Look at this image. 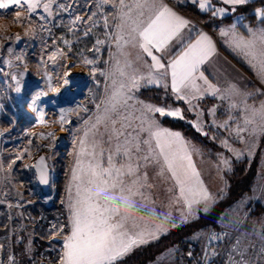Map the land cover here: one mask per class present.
<instances>
[{"label":"rangeland","instance_id":"374dc122","mask_svg":"<svg viewBox=\"0 0 264 264\" xmlns=\"http://www.w3.org/2000/svg\"><path fill=\"white\" fill-rule=\"evenodd\" d=\"M85 1L56 0L52 5L53 14L51 16H47V13H44L42 9H38L37 14L31 18H29V13L25 7H21L16 11L13 8L0 10V117L6 114L7 104L13 103L35 120L34 124L29 127L30 129H26L23 134L19 133L20 135H16L15 138L9 132L0 130V162L3 163L5 169L4 172H0V205L5 206L3 207L5 210L1 209L0 211V218H4L6 213L8 227V233L0 237V264H20L19 259H13L12 255L13 240L16 238L20 246L19 254L24 259V263L56 264L55 262L57 261L50 257L47 249V247L51 248V246H44L41 243L44 228L48 226V231L55 236V239H59L58 237L60 239L65 238L69 230L68 198L69 189H71L72 195L75 194L72 170L75 167L76 156L79 152L78 141L84 135L86 122L93 121L97 113L96 105L100 102L99 98L104 95L105 85H111V80L99 73L109 71L110 66L115 63L113 57L117 55L116 42L110 36L115 30L113 28L104 30L99 19L86 20ZM92 2L96 4L97 0H92ZM60 4L65 5V7L59 9L57 6ZM10 14L15 22L8 16ZM40 15L47 16V19H40ZM240 15L244 19L245 15ZM77 16L82 17V21L73 25L71 22ZM83 21H88V23ZM92 21L97 22L95 26H92ZM90 26L91 31L88 32V35H85V31H88ZM106 34L109 35L106 36ZM213 34L215 37L218 36L217 32H213ZM16 35L22 37L23 41L20 47L15 45ZM97 39L105 41L104 44L98 46V51L94 50L97 47ZM65 40L69 42L68 45L64 44ZM8 46L13 47L11 54L7 52ZM57 48L63 49L66 56L63 59H58L53 64L52 61L48 60V56ZM105 53H107L106 59ZM17 55H20L22 60H16L15 57ZM31 59L36 60V66L33 65ZM87 60H92L94 63L87 65L85 63ZM4 61H11V66ZM243 63L252 70L260 82L264 83V80L260 78L257 71L250 66L247 60H244ZM93 68H95V73H93ZM71 70L78 71L82 76L70 77L68 74ZM45 73H47V77H51V87L57 91L50 90ZM21 74H23V88L21 91L22 97L19 99L14 93L16 83L11 77L15 75L20 78ZM66 76L71 83L68 86L69 93L64 92L66 86L63 80ZM41 91L47 92V95L41 96L37 104L32 106V97ZM132 94L134 99L129 102L130 107L125 112L129 120L133 122V128H135L138 126L139 121L134 120L133 117L141 114L140 102L143 104L150 103L141 99L140 95L138 96L135 91ZM236 100L235 104L239 103L238 106L240 107L236 106L235 109L229 107L232 101L222 98L217 101L215 106L206 102L207 106H213L207 112L211 118V125L214 126L218 135H213L209 142L211 143V153L215 158L210 157L208 154L202 156L199 152L202 150L199 147L181 136L190 145L189 147L191 148L189 150L196 169L200 173V179L211 194L212 199L207 204V210L216 205L219 195L225 192L227 187L226 172L231 170L233 163L245 159H249L251 163L253 161L257 162L256 182L250 191L251 193L242 196L221 211L218 227L207 228V224H205L191 235H186L183 245H179L180 247L176 245L166 249L152 260L149 259L146 264H193L185 258L184 246L186 247L189 243L205 246L208 234L213 228H219L226 233L228 238L226 253H234L236 242L239 239L241 246L245 249L249 264H264V135L250 138L248 132L243 130L244 120L248 114L245 110L246 105L259 107L260 103L264 101V97L262 94L260 96L256 91L252 94L249 101L240 102V98ZM219 112L223 116L220 119L215 117ZM124 114L122 112L121 117H117V120H121ZM156 114L158 113H152L151 115L159 122ZM61 115L64 117L63 124L60 122ZM174 120H182L186 124L194 126L196 130L199 128L197 131L204 136L207 135L205 126L202 124L203 120L193 122V120L186 117ZM115 127L119 129L120 124L117 123ZM238 127L241 129L240 137L242 139H237L236 130ZM125 132L132 133L133 129L126 128ZM49 133L53 135L48 136ZM98 133L97 139L100 142V146L97 151L100 148L103 149V160L106 167L109 150H114L116 140H109V131L106 130L103 124L99 125ZM28 134L30 138L27 140L26 136ZM143 136H147V134L141 133V137ZM123 139L124 137L121 136L120 141L122 142ZM213 140L216 144L213 143ZM253 140L255 147H252ZM14 141L19 142L16 143L19 147L15 151L6 152L7 146ZM224 141H227V147L224 145ZM25 148L30 149L31 155L25 154L22 160L16 161L10 171L7 170L11 160L21 154ZM249 148H251V151H249ZM40 152L46 155L51 167V188L49 193L43 192L37 185L33 167H31L35 157ZM236 153H240L239 158ZM143 154V151L141 153L134 152V160H138ZM225 158L229 161L227 166L222 163ZM114 160L117 166L123 162L118 156H114ZM142 163L144 165V162ZM140 165L142 168L143 165L141 163ZM151 166L153 167L152 164ZM157 170L155 168V174ZM59 176L66 177V184H64L66 193L65 195L61 194L59 197L65 208V216L62 215L63 225L61 226H59L57 221L61 215H58L55 210L59 202L55 186ZM159 180V185H162L163 191L172 185H169V180L167 182L162 178H159ZM159 185L156 183L155 188V193H158V195L153 192V187L150 188L149 201L151 206L153 200L155 202L158 199L163 203V200L168 198ZM41 205H45L50 209L54 213L55 219L49 220L47 218V220L42 222V218L46 219L48 214L44 213ZM258 205L260 206L259 209ZM161 208H163L161 211L169 213L172 211L173 205H163ZM181 208V206L177 205L178 210L175 212L177 215ZM33 209L42 213L41 219L36 215H32L31 210ZM200 211H205L204 205L194 206L192 214L186 217L185 224L196 219ZM133 215L137 227H144L145 225L139 220L141 219V213L136 211ZM161 217L163 220V216ZM172 217L175 219L176 224H184L180 218L176 219L177 216L172 215ZM157 222L159 221H156V224H158ZM149 224L153 226L154 221H152V218ZM171 229L169 222L166 225V231L162 232L158 239L168 234ZM58 230L61 233H58ZM52 239L54 238H51L50 241ZM158 239H152L149 243ZM142 245L144 244L136 245L133 249ZM252 247L257 250H252ZM7 248L11 251L10 255L7 254ZM11 255L12 259L10 260ZM237 257L239 259V256Z\"/></svg>","mask_w":264,"mask_h":264},{"label":"snow or ice","instance_id":"6c2138e0","mask_svg":"<svg viewBox=\"0 0 264 264\" xmlns=\"http://www.w3.org/2000/svg\"><path fill=\"white\" fill-rule=\"evenodd\" d=\"M55 2L56 0H0V10L13 8L16 11L25 7L31 18L37 14L38 9H42L47 16H51L52 5ZM109 2L110 0H97L95 6L99 10ZM221 2L224 5H231L232 10L235 11V6L246 5L249 0H221ZM193 3L198 4L201 11H210L213 16L225 13V8L213 7L211 0H193ZM57 7L63 9L65 5L60 4ZM254 11L259 26L248 27V35L238 32L235 24L228 29H221L219 35L226 38V43L240 52L264 80V6ZM96 15V12H92L89 20ZM47 16L40 15L39 18L43 20L47 19ZM114 19H117L116 31L110 36L116 42L117 55L113 57L115 63L110 66L109 71L99 73L108 77L111 85H105L104 95L99 98L100 102L96 105L97 113L93 121L86 122L84 135L78 141L79 152L72 170L75 194L72 195L69 189L68 198L70 234L64 240L59 264H118L134 246L158 239L159 235L166 231L169 222L171 227H177L170 212L166 213L163 220L155 226L137 227L133 215L139 210L136 197H139L141 202L147 201L149 196L144 189L153 185L149 183L148 172L146 170L140 172L141 165L138 160H134V152H144L139 159L143 160L145 169L152 164L158 169L156 172L158 178L164 179L165 182L170 179L173 182L167 189L172 194L169 206L173 202L182 205L180 212L182 223H185L186 217L192 214L194 206L204 205V210L207 211V204L212 197L200 179V173L193 162L187 142L179 132L161 127L151 115L158 113L160 116L183 119L182 111L179 108L158 107L140 102L141 114L133 117L134 120L139 121V124L133 128V122L129 120L125 110L130 107L129 102L134 99L132 93L141 86V81L160 85L170 76L171 91L178 99L186 100L188 103H191L190 98H200L202 89L197 81H203L205 94L216 95L223 92L222 99L242 94L235 84L229 83L226 88L220 89L210 83L201 68L216 54L213 39L201 32L194 42L189 41L185 44L182 33L189 26L190 21L168 7L162 0H133L131 4L119 0V16ZM80 21L82 17L77 16L71 23L75 25ZM83 22L88 23V21ZM96 23L92 21V26ZM104 26L109 27L107 16L104 17ZM89 31L91 26L85 31V35H88ZM20 40L21 37L16 35L15 42L18 43ZM173 42L182 45L175 54H172ZM68 43L64 41L65 45ZM104 43V40L97 39V47L94 50L98 51V46ZM129 49L137 50L135 67L130 59L132 53ZM7 52L11 54L13 47L8 46ZM155 53L162 55L158 56ZM164 54L171 56L167 63L163 62ZM65 56L64 50L57 48L51 52L48 60L55 64L58 59H63ZM145 56L150 57V63L143 58ZM15 59L22 60V57L17 55ZM4 62L11 66V61ZM85 63L92 65L94 62L87 60ZM145 69L146 74L142 75L141 72ZM45 75L47 77V73ZM22 76L23 74L20 78L15 75L11 77L16 83L14 89L16 93L22 91ZM47 79L50 90L57 91L51 87V77ZM63 83L65 86L70 84L67 76ZM163 86L167 89L169 85L163 83ZM46 95L47 92L44 91L36 93L31 100L32 106L37 104L41 96ZM244 95L251 96L252 93ZM245 110L248 114L244 120L243 130L248 132L250 138L264 135V101L259 107L246 105ZM122 112L125 114L118 121L117 117H121ZM60 122L64 123L63 115L60 117ZM117 123L120 124L119 129L115 127ZM101 124L109 131V140H116L114 150H109L106 167L103 149L97 151L100 146L97 139L98 127ZM126 128H132L133 132L126 133ZM240 132L241 129L238 127L237 139H242ZM141 133H146L147 138H142ZM52 135L48 134V136ZM121 136L124 137L122 142ZM223 143L228 146L227 141ZM252 147H255L254 140ZM25 154L31 155L30 149L25 148L21 154L11 160L7 170L10 171L16 161L22 160ZM236 155L239 158L240 153ZM114 156L123 160L119 166ZM222 163L227 166L229 161L225 158ZM31 167L39 173L40 183L47 184L45 157L40 156ZM4 171L3 163L0 162V172ZM140 206L146 207L147 204L141 203ZM211 239L218 240L219 237ZM233 255L239 256L233 264H249L239 239Z\"/></svg>","mask_w":264,"mask_h":264},{"label":"trees","instance_id":"16d2710c","mask_svg":"<svg viewBox=\"0 0 264 264\" xmlns=\"http://www.w3.org/2000/svg\"><path fill=\"white\" fill-rule=\"evenodd\" d=\"M64 3V2H61ZM264 6V0H255L252 1L242 7H239L237 11L241 14H244V19L249 20L251 25L259 24V20L255 17V9L258 7ZM181 11L186 14L192 15L193 17L200 20L204 23L208 28H213L216 25H225L232 23L234 18L232 16L218 19L212 16L211 13H201L194 3H186L185 5H179ZM12 21L15 22L12 15H8ZM36 49V47H35ZM39 51V49H36ZM107 58V53H105V59ZM33 65L36 66V60L31 59ZM140 98L151 103L156 106H168L174 108L175 103H179L178 101H174L173 99L167 96L166 91L160 88H147L143 89L140 94ZM7 103V100H6ZM15 107H14V106ZM180 105L185 109L187 108L185 104L180 102ZM185 106V107H184ZM7 112L5 115H1L0 117V130L9 132L11 136L14 138L16 135L23 134L26 129L31 127L35 120L28 115L25 111L20 109L16 104L11 103L10 105L7 104ZM185 111H187L185 109ZM188 113V112H187ZM223 116L220 115L218 118H222ZM160 122L163 126L173 130L180 132L185 138L190 140L194 143L197 147L201 148L206 154L210 157L215 158L210 150V138L216 134V129L213 125L209 124L205 126V130L207 135L204 136L201 132H198L194 126L190 124H186L184 121L174 120L169 117H159ZM30 129V128H29ZM20 133V134H19ZM218 136V135H217ZM12 137V138H13ZM30 135L26 136L28 140ZM220 139V138H219ZM218 139V141H219ZM217 140V139H215ZM19 142H13L7 146L6 152L15 151L19 146L16 145ZM213 143L216 142L213 140ZM255 162V161H253ZM249 159H245L239 161L237 163L232 164V168L230 171L226 172L225 179H226V190L224 193L219 195V200L210 209L205 211H200L199 216L196 219L189 221L186 224L177 226L172 228L168 234L163 235L160 239L156 240L155 242L144 244L139 248L131 250L128 254L123 257L118 264H146L147 261L150 259L152 260L157 255L163 253L166 249L170 248L174 245H183V241L186 235H191L193 232H196L202 226L207 224V228L209 227H218V222L220 219L221 211H223L226 207L230 204H233L235 201L240 199L244 195H249L256 182V175H257V162L253 164ZM66 178V177H65ZM64 176H59L58 181L56 183V194L57 198L60 197L61 194L65 195V186L66 180ZM26 194V193H25ZM30 194V193H29ZM26 199V197H25ZM61 199L59 198L58 206H56V211L58 215H61L60 219L57 220L59 226L63 225L62 223V215L65 216V208ZM5 206L0 205L1 209ZM43 207L44 213L48 214L45 218H42V222L44 220L55 219L54 213L50 211L45 205H41ZM258 209L260 206H257ZM26 211V210H25ZM28 212V210H27ZM32 215H36L38 218L41 219V214L39 211L33 209L31 210ZM5 222V223H4ZM61 228V227H59ZM8 233V227L6 222V213L4 218H0V237H3L5 234ZM42 241L41 243L46 246H51V248L47 247L49 250V255L52 257L53 260L59 261L60 260V252H59V245L61 241L56 242L54 239L50 241L51 238H54L53 234L48 231V226L44 228V233L42 234ZM17 238L13 240V254L16 257L18 255L19 243L17 242ZM50 241V242H49ZM228 246V243H227ZM55 247V248H54ZM184 246V250H185ZM10 250L7 248V254H9Z\"/></svg>","mask_w":264,"mask_h":264},{"label":"crops","instance_id":"0c3cea01","mask_svg":"<svg viewBox=\"0 0 264 264\" xmlns=\"http://www.w3.org/2000/svg\"><path fill=\"white\" fill-rule=\"evenodd\" d=\"M252 1H255V0H249L248 3L252 2ZM132 2H133V0H125V3H127V4H131ZM162 2L164 4H166L168 7L172 8L174 11H176L179 15H181L182 17H184L185 19L190 21L189 26L186 29H184L183 33H182L183 37H184V43L185 44L188 43L189 41L194 42L195 39L198 38L199 33H201V32L209 35L213 39V42L216 45V54L211 58L209 63L202 66L201 71H203L204 75L208 78L210 83H212L217 88L224 89L228 86L229 83H232V84H235L240 89V91L242 93L241 95L233 96L231 98H224L227 101H232V103H230V105H229L230 108L235 109L236 106H238L239 103L235 104V101H237L236 99L240 98V100H239L240 102L249 101L251 99L252 95L246 96V95H244L245 93L254 94V92L257 91L260 94V96L262 94V96L264 97V83L260 82L258 80V78L253 74L252 70H250V68L246 64L243 63V61L246 60V58L240 52L231 48L226 43V38L221 37L219 35L220 32L218 33L217 37H215V35L213 34V32H217V30L228 29L232 24H235L237 31L240 32L241 34H244V35H248V27H250V26H257L258 27L259 24L251 25L249 20H245V19L241 18V15H240L241 13H239L237 11V9L239 7L244 6V5L235 6V11H233L231 5H224L221 2V0H211L213 7L225 8V13L223 15H216L214 17H216L218 19H224V18L232 16L234 18V20L232 23H229V24L216 25L213 28H208L204 23H202L197 18L193 17L192 15L186 14L180 10L179 5H185L186 3H193V0H162ZM94 4H95V2L93 3L92 0H86L85 1V19L88 20L89 16H91V13L96 12L97 15L95 17H92V20L93 19H99L101 22V27L104 30H108V28H113V30L116 31L115 23L117 22V19H114V18H118V16H119V0H110V2L108 4L104 5V7L102 9H99V10L95 6L96 4L95 5ZM196 5L199 9V5L198 4H196ZM199 11L201 13H204V14L205 13H211L210 11H201L200 9H199ZM105 16H107L108 20H109V27L108 28H106L104 26L103 21H104ZM181 47H182V45H180L176 42H173L172 54H175L176 52H178ZM129 51L132 53L130 59L133 61V67H135L136 66L135 56H136L137 50L129 49ZM155 54L158 56L162 55L161 53H155ZM143 58L148 63L151 62L150 57L145 56ZM170 58H171V56L164 54V61L163 62L167 63V60ZM141 74L142 75L146 74V69L142 70ZM163 83H167L169 85L167 89L163 86ZM197 83L200 85L202 92L199 94V96H200L199 99L190 98L191 103H188L186 100L178 99L176 94L171 91L170 76L168 77V79L166 81L162 82L160 85L147 84L145 81H141V85H142L141 88H138L134 91L139 96L143 89H147V88L164 89L166 91L167 96H169V98L173 99L175 102L176 101L179 102V103H175V106L173 109L179 108L182 111L183 116L186 118H190L191 120H193V122L203 120L202 124L204 126H206V125L211 124V118H210V115L208 114L207 111H210L211 108L217 104V101L219 99H221V96L224 94H223V92L218 93L216 95H212L210 93L205 94V91H203L205 89L203 81H197ZM180 102L186 105L187 108H185V109L187 111H185V109L182 107V105H180ZM206 102H209L210 104H214V105L212 107H209V106H207ZM239 107L240 106H238V108ZM205 111H206V113H205ZM220 113L221 112L217 113L216 115L214 114L215 117L218 118L220 115H222ZM156 117L158 118V120L160 122L159 117H165V116H160L159 114H156ZM169 118H171V117H169ZM172 119H174V118H172ZM180 121H182V120H180ZM160 126H163L161 124V122H160ZM163 127H165V126H163ZM171 131H173V130H171ZM174 132H178V131H174ZM142 138L146 139L147 136H143ZM189 142H191V141L189 140ZM188 146H190V145L188 144ZM189 148H191V147H189ZM199 152L201 153L202 156H204V154H206L203 150L199 151ZM194 153H196V152H194ZM139 161L143 165V163H142L143 161L142 162H141V160H139ZM155 168L156 167H154V166L152 167L151 164H149L147 169H145L144 166L142 168H140L141 173H143L145 170L148 172L149 183H151L153 185V192L154 193H155L156 183H158V185L160 183L159 178L155 174ZM168 180H169L168 181L169 185L173 183L170 179H168ZM160 187L162 188V191H163L162 185ZM167 189H165L163 192L165 193V196L168 198H166V200H163V203H161V201L158 199L155 202L153 200L152 206L150 204L149 199L145 202H141L140 198L136 197V200L138 201V206H139L138 207V209H139L138 213H141V219H139V220L145 226L150 225L149 221L151 220V218H152V221H154L153 226L156 225V221L160 222V218L162 220L161 216H163V218H164V214H166V213L161 211L163 209L161 207L163 205L164 206L169 205V199L172 196V194L169 193L167 191ZM144 191H145V193H147L148 196L150 195V188H146V189H144ZM156 192H157V189H156ZM159 192H161V190H159ZM65 193H66V189H65ZM155 195H158V193H155ZM141 203H146L147 206L146 207H143V206L140 207ZM155 204L157 205V209H156ZM172 205H173V209H172V211H170V213L171 214L173 213L172 214L173 216H177L176 219L180 218V212H181L182 208L178 211V215L175 212L178 210L177 205H179L181 207H182V205L176 204L174 202L172 203ZM159 222H157V223H159ZM176 225L180 226L183 224L180 223V224H176ZM57 232L61 233L60 230H58ZM69 234H70V226H69V230H68L65 238ZM58 238L59 239H55V236H54V240L56 242L61 241V244L59 245V247H56V248H59L60 257H61L62 252H63V244H64L65 238H62V239H60V237H58ZM174 246H176V245H174ZM177 246H179V245H177ZM171 247H173V246H171ZM19 249H20V247H19ZM19 249H18V255H16V257L14 256V254H12L13 259L14 258L17 260L19 259L20 264H27V263H24V261H23L24 259L21 258V255L19 254V252H20ZM12 251H13V246H12ZM10 254H11V251L9 252V255ZM12 255H11V258H12ZM55 263L59 264V261H57Z\"/></svg>","mask_w":264,"mask_h":264},{"label":"built area","instance_id":"2783aa9c","mask_svg":"<svg viewBox=\"0 0 264 264\" xmlns=\"http://www.w3.org/2000/svg\"><path fill=\"white\" fill-rule=\"evenodd\" d=\"M220 30H217L219 33ZM219 237V239H211ZM228 238L226 233L219 229L213 228L208 234V239L205 246H200L196 243H189L185 248V258L193 264H233L238 257L233 255V252H227ZM252 250H257L252 247Z\"/></svg>","mask_w":264,"mask_h":264},{"label":"water","instance_id":"95a60500","mask_svg":"<svg viewBox=\"0 0 264 264\" xmlns=\"http://www.w3.org/2000/svg\"><path fill=\"white\" fill-rule=\"evenodd\" d=\"M21 37V36H20ZM22 37H21V40H20V42H15V45L17 46V47H20L21 46V43H22ZM14 81V80H13ZM15 82V81H14ZM14 93L16 94V96L20 99L21 97H22V92H20V93H16L15 91H14ZM40 156H44L45 157V162H46V168H45V171H46V173H47V178H48V183L47 184H42V183H40V181H39V173L37 172V170L33 167V171H34V174H35V180H36V183H37V185L43 190V192H45V193H49L50 192V188H51V167H50V165H49V161H48V159H47V157H46V155L45 154H43V153H38L37 154V156L35 157V159H34V163H33V165L38 161V159H39V157Z\"/></svg>","mask_w":264,"mask_h":264},{"label":"bare ground","instance_id":"6f19581e","mask_svg":"<svg viewBox=\"0 0 264 264\" xmlns=\"http://www.w3.org/2000/svg\"><path fill=\"white\" fill-rule=\"evenodd\" d=\"M69 73L71 74L70 77H73V76H82L81 73H79L78 71H75V70H71ZM70 84H71V83H70ZM70 84H69V85H70ZM69 85H68V86H69ZM68 86H66V89H65L64 92L69 93V92H68ZM67 93H66V94H67Z\"/></svg>","mask_w":264,"mask_h":264}]
</instances>
